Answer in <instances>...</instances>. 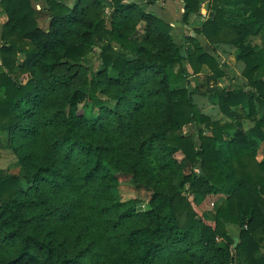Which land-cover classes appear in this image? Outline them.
<instances>
[{"label": "trees", "instance_id": "trees-1", "mask_svg": "<svg viewBox=\"0 0 264 264\" xmlns=\"http://www.w3.org/2000/svg\"><path fill=\"white\" fill-rule=\"evenodd\" d=\"M159 1L0 0V133L19 168L0 169V264H264V0H182L184 24L207 11L186 52ZM217 46L244 64L222 88ZM122 180L149 199L120 200ZM189 195L222 198L214 227Z\"/></svg>", "mask_w": 264, "mask_h": 264}, {"label": "rangeland", "instance_id": "rangeland-1", "mask_svg": "<svg viewBox=\"0 0 264 264\" xmlns=\"http://www.w3.org/2000/svg\"><path fill=\"white\" fill-rule=\"evenodd\" d=\"M109 11L110 10L108 9L107 13H109ZM40 21H41V27L42 28L44 27V29H46L47 22L43 23L42 19ZM253 42L254 44H260L259 39H254ZM177 43L181 45L184 43V41L177 40ZM205 47L207 51H212L214 48V46L210 44L206 45ZM218 47L219 46H217L216 48ZM192 48H193V45L191 43H189V45H184V52L190 51L189 49H192ZM218 50L222 56L221 63L223 66H225V71L229 75L228 79H224L223 82H221L219 86H217L219 88H222L224 86L229 85L230 83L229 79L234 77V75L239 77L242 71H240V66L236 62L237 59L235 56L236 54L235 50L227 46H222V47L220 46ZM20 61H23L22 57H20ZM88 65L91 66V68H93L94 70H97L100 67V61L95 57L91 59ZM205 72L206 71H204V73ZM191 81L193 83V79H191ZM194 99H195L197 106L200 108V110L204 114L212 117L214 120H225L226 119L225 117L222 116L217 105L214 104L213 101L209 97L198 94V95H195ZM259 116L260 117L262 116V112H259ZM236 124H238V127L241 128L243 131H247L248 129L253 127V124H251V122L247 120L238 122ZM184 130H185L184 132L186 135H191L192 133L195 132V126L193 125L187 126L185 127ZM258 155H259V158H258L259 160H262L264 158V143H262L260 153ZM178 157L181 158L182 156L179 155ZM0 169L7 170L12 174L19 173V168L17 166L16 157L12 154L10 150L6 148V140H5V135L3 133H0ZM116 195L120 200L137 199L138 197L139 199H142V200H148L150 197V194L147 191L140 190L139 188L137 189L132 184V182H130L129 180H122L121 187L118 188V190L116 191ZM187 197L192 203L193 208L195 209L196 213L198 214L200 218H202L204 223H206L207 225H210L211 227H214L215 226L214 217L216 215V211L218 207L220 206L222 202V198L221 199L215 198L214 200L206 199L205 201L200 202L194 196L189 195ZM229 230L232 236L234 237V239L238 240L237 238L239 234L238 229L234 226H229ZM236 264H240V263L237 262Z\"/></svg>", "mask_w": 264, "mask_h": 264}, {"label": "crops", "instance_id": "crops-1", "mask_svg": "<svg viewBox=\"0 0 264 264\" xmlns=\"http://www.w3.org/2000/svg\"><path fill=\"white\" fill-rule=\"evenodd\" d=\"M37 11L39 12L38 21L40 26H41V21H40L41 19L43 20V23L49 21V15L42 12V6L40 3H38L37 5ZM149 11L155 13L161 20L165 22V24L167 23L170 26H172L173 31L171 32L176 42L177 40L184 41L188 37H193V38L196 37V33L194 31L195 30L197 31V29L201 27L203 20L207 16L206 15L207 11L203 8L200 12V15H202V17L192 16L189 19L188 24H184L182 22V19H183V14L185 12V3L182 0H160L157 4L150 7ZM6 22H7V16L4 14H0V37H1L3 25ZM198 39L207 53L208 52L212 53L214 51V50L207 51L205 46L208 45V42H206L204 38L198 37ZM184 44L189 45V42L186 43L184 42ZM217 52L218 55L222 58L219 50ZM237 64L240 66V71L243 72L244 64L241 62H237Z\"/></svg>", "mask_w": 264, "mask_h": 264}]
</instances>
